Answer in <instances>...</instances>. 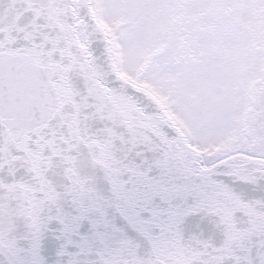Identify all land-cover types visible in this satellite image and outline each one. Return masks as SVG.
I'll list each match as a JSON object with an SVG mask.
<instances>
[{
    "label": "water",
    "instance_id": "obj_1",
    "mask_svg": "<svg viewBox=\"0 0 264 264\" xmlns=\"http://www.w3.org/2000/svg\"><path fill=\"white\" fill-rule=\"evenodd\" d=\"M248 100L257 158L205 168L94 0H0V264H264V81Z\"/></svg>",
    "mask_w": 264,
    "mask_h": 264
},
{
    "label": "rangeland",
    "instance_id": "obj_2",
    "mask_svg": "<svg viewBox=\"0 0 264 264\" xmlns=\"http://www.w3.org/2000/svg\"><path fill=\"white\" fill-rule=\"evenodd\" d=\"M97 3L116 36L122 71L167 100L206 164L216 148L242 139L238 114L245 83L261 65L264 0ZM229 8L233 16L225 17ZM234 22L243 29L233 32Z\"/></svg>",
    "mask_w": 264,
    "mask_h": 264
},
{
    "label": "flooded vegetation",
    "instance_id": "obj_3",
    "mask_svg": "<svg viewBox=\"0 0 264 264\" xmlns=\"http://www.w3.org/2000/svg\"><path fill=\"white\" fill-rule=\"evenodd\" d=\"M217 3H220V4H221L222 2H217ZM222 4H223V3H222ZM229 11H230V10H229ZM224 12H225V13H228L226 10H224ZM230 12H231V11H230ZM204 14H205V13H204ZM200 15H202V14L200 13ZM226 15H229V16H230L231 14H230V13H229V14H225L224 16L227 17ZM204 16H206V17L208 18V15H204ZM235 16H236V15H235ZM233 18H234V17H233ZM208 19H211V18H208ZM236 19H237V16H236ZM258 19H259V17H258ZM234 20H235V19H234ZM260 21H261V20H260ZM210 22H211V21H210ZM238 26H240V24L237 23V22H236V23L234 22V25H232V26H230V27H231V30L234 32L235 28H237ZM241 28L243 29V27L240 26L239 29H241ZM259 60H260V59H259ZM232 90H233V89H232ZM233 96H234V95H233Z\"/></svg>",
    "mask_w": 264,
    "mask_h": 264
}]
</instances>
